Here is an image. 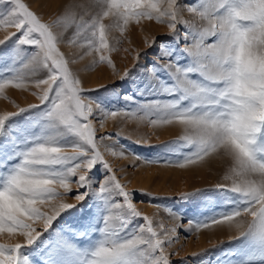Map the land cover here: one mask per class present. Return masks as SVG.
Masks as SVG:
<instances>
[{
	"label": "snow or ice",
	"instance_id": "obj_1",
	"mask_svg": "<svg viewBox=\"0 0 264 264\" xmlns=\"http://www.w3.org/2000/svg\"><path fill=\"white\" fill-rule=\"evenodd\" d=\"M166 3L164 8L150 0H105L103 16L115 19L121 32L124 30L121 22L126 25L133 18L166 22L171 36L185 21L179 15L178 0H166ZM0 6H4V12L0 13V28L14 27L16 30L0 40V45L19 33L18 46L36 49L26 58L28 64L22 62V66L32 65L33 74L47 69L46 78L35 81L37 87L45 86L42 95L38 96L40 105L30 104L27 108L0 115V132H3L5 123L12 117L46 106L43 112L46 123L40 133L27 138L25 142L29 146L15 153L18 162L0 180V234L24 238V243L0 244V264H19L21 250L31 246L62 213L84 201L89 191L109 194L111 203L99 229L103 238L88 255L85 264H170L165 254V244L170 240L158 238L153 220L136 209L132 192L120 183L100 151L96 129L90 120L93 106H100L84 97L89 90L80 87V80L59 52L57 44L61 33L56 30L57 21L43 22L23 0H0ZM201 7L203 11H199V16L208 26L193 45L181 49L191 58V65L182 68L175 59H166L167 63L162 65L174 81L163 91L175 98L163 105L155 101L152 104L157 111L166 113L162 123L175 120L186 130H193L194 138L189 139L186 135L184 139L196 150L176 161L180 167L202 161L210 153H223L239 170L240 182H234L231 188L216 186L238 194L239 206L199 223L197 227L228 223L237 230L238 238L251 235L264 246V149L256 147L257 139L264 131V0H204ZM74 8L69 6L66 13L74 14ZM189 10L198 12L195 7ZM91 27L95 29L93 36L99 34V46L95 50L98 53L109 50L106 26L94 23ZM183 35L187 38L188 33ZM205 35L217 37L215 43L205 44ZM155 43L153 39L147 47L151 48ZM89 45L93 46L91 40ZM162 55L167 57L170 53L162 52ZM140 58L137 53L135 60ZM99 62L112 64L104 54L99 55ZM173 68L175 71H171ZM5 71L17 75L0 78V93L10 85L26 87L27 82L18 75L19 69ZM129 71L125 70L124 77ZM190 74H198L201 79H192ZM111 115L115 116L116 112ZM66 136L72 137V141L60 143L59 140ZM171 143L180 144V141ZM69 148L71 151L67 150ZM98 164L106 175L93 189L89 174ZM72 184L76 185L75 203L64 202L73 191ZM189 194L181 193L180 197ZM114 196L122 198L123 203L113 202ZM43 205L49 210H43ZM129 217L142 219L145 223L136 225L133 233H127ZM37 224H42V231H37ZM121 234H125L124 238ZM157 252L159 254L155 255Z\"/></svg>",
	"mask_w": 264,
	"mask_h": 264
},
{
	"label": "rangeland",
	"instance_id": "obj_2",
	"mask_svg": "<svg viewBox=\"0 0 264 264\" xmlns=\"http://www.w3.org/2000/svg\"><path fill=\"white\" fill-rule=\"evenodd\" d=\"M23 2L43 22L57 21L55 27L61 33L57 44L59 52L68 61L70 71L80 80V87L89 90L84 97L100 106H93L90 116L100 151L120 183L132 192L131 199L136 209L142 216L153 220L158 238L170 240L165 244V254L170 264H264V246L251 235L238 238L234 227L231 226L232 232L228 231V223H209L208 227H197V224L239 206L238 194L216 188L217 185L231 188L234 182H240L239 170L235 168L233 160L223 153H210L202 161L180 167L176 161L196 150L184 139L186 135L189 139L194 138L193 130H186L175 120L162 123L166 113L157 111L152 104L155 101L163 105L175 98L163 91L174 81L162 65L172 59L182 68L191 65V58L186 57L181 49L193 45L208 26L207 21L199 16L204 0H178L179 15L185 23L179 24L177 32L171 36L168 35L166 22L143 17L130 19L126 25L121 22L124 29L121 32L115 19L103 16L105 0ZM150 2L167 7L166 0ZM69 6H75L72 15L66 13ZM193 7L198 12L189 10ZM3 12L4 6H0V13ZM94 23L106 26L109 50L99 53L95 50L99 46V34L92 35L95 29L91 26ZM15 31L14 27L0 28V40ZM185 32L188 33L187 38L183 35ZM19 35L17 33L6 44L0 45V78H12L17 73L5 70L17 68L18 75L27 85L25 88L10 85L0 93V115L27 108L30 104L40 105L38 96L42 95L45 87H37L35 81L46 78L47 69L42 68L33 74L32 65L22 66V62L28 64L26 58L36 49L18 46ZM153 39L156 43L148 48ZM216 39L205 35L203 41L213 44ZM89 40L93 46L89 45ZM162 52L170 55L165 57ZM137 53L141 55L139 61L135 60ZM101 54L107 55L112 64L99 62ZM126 69L130 71L124 77ZM171 71H175V68ZM190 78L201 79L198 74H190ZM93 89L95 91H90ZM45 110L46 106L41 105L5 123L4 131L0 132V180L18 162L19 157L15 153L29 146L25 142L27 138L40 133L42 125L46 123L43 118ZM113 111L116 112L115 116L111 115ZM100 137L105 139L100 140ZM72 139L66 136L59 142L69 143ZM172 141H180V144ZM256 147L264 149V131L258 137ZM67 150L71 151L70 148ZM105 175V170L96 165L89 174L90 187L96 188V182ZM71 187L73 191L64 202L75 203L76 185L72 184ZM181 193L190 194L180 197ZM108 195L89 191L84 201L62 213L31 246L21 250L19 264H85L88 255L103 238L99 229L111 203ZM112 200L123 203L118 196ZM42 207L45 211L49 210L47 205ZM128 219L127 233H133L136 225L145 223L139 218ZM246 219L250 220L251 217ZM35 227L37 231L43 230L42 224ZM124 235L121 234V238ZM15 243H24V238L0 234V244Z\"/></svg>",
	"mask_w": 264,
	"mask_h": 264
},
{
	"label": "bare ground",
	"instance_id": "obj_3",
	"mask_svg": "<svg viewBox=\"0 0 264 264\" xmlns=\"http://www.w3.org/2000/svg\"><path fill=\"white\" fill-rule=\"evenodd\" d=\"M50 0H47V2H49ZM54 2V1H53ZM227 225V227H228V231H231L232 232V229H231V226L229 225V224H226ZM231 229V230H230ZM231 236H232V234H231ZM229 237V236H228ZM222 238H223V236H222Z\"/></svg>",
	"mask_w": 264,
	"mask_h": 264
}]
</instances>
